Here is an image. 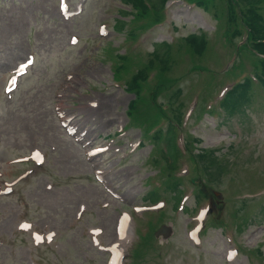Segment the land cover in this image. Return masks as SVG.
<instances>
[{
  "label": "rangeland",
  "instance_id": "1",
  "mask_svg": "<svg viewBox=\"0 0 264 264\" xmlns=\"http://www.w3.org/2000/svg\"><path fill=\"white\" fill-rule=\"evenodd\" d=\"M147 4L144 15L126 0H0V264H109L124 215L120 264H264V96L221 99L258 53L242 49L225 0L209 12ZM253 6L264 16V2ZM190 34L205 37L201 56L180 49ZM163 43L174 50L164 73L147 67ZM142 67L132 124L125 86ZM66 110L83 120L86 147L62 127ZM159 119L162 138L174 126L169 146L143 136ZM211 150L231 162L215 180L199 158ZM171 175L179 190H166Z\"/></svg>",
  "mask_w": 264,
  "mask_h": 264
},
{
  "label": "trees",
  "instance_id": "2",
  "mask_svg": "<svg viewBox=\"0 0 264 264\" xmlns=\"http://www.w3.org/2000/svg\"><path fill=\"white\" fill-rule=\"evenodd\" d=\"M130 5L132 4L134 6V9L143 12L144 15L148 12V0H126ZM167 0H161V4L163 5L164 2ZM186 2H193L194 5L198 7H203L205 8L208 12L212 11V9L216 8L215 7V2L216 0H182ZM227 3L226 10H227V22L228 23H234L236 21V18H239V20L242 21L245 29L244 31L240 34L241 37H244L243 43L241 44L242 49L245 51H256L258 53V62L256 60H252V69L253 72L249 73L247 70H243L240 74L241 76L238 78L239 83L237 85H234L225 95V98L230 97L240 91L238 95L245 96L242 100H248V96L250 100L252 97L250 96L253 91H257L256 96H253V99L256 98L258 95L264 96V16L261 14L259 15L253 4L257 2L259 4L260 2H264V0H225ZM242 5H244V9L242 10ZM237 9V12H236ZM163 13V11H162ZM143 15V16H144ZM164 15V14H163ZM218 17V16H217ZM217 19V18H216ZM156 22H161V15L159 12L156 14L155 19ZM138 26H143L145 23L143 20H139L137 22ZM234 26L235 24H231ZM133 36V34H130ZM240 37V38H241ZM185 41V43H184ZM183 44L180 46V49H185L187 48L188 51H190L192 54L201 56L207 46V42L205 40V37L201 34H190L187 37H185ZM173 48L170 44L163 43L161 45V50L156 49L153 50V52L150 54L151 58L148 60L147 67L150 70L154 69V64L158 63V65L161 68V72L164 73L169 69L167 66V58L173 54ZM190 54V53H189ZM117 58H120L122 61L126 60V54L117 56ZM172 62V59L169 58V63ZM118 64V62H116ZM250 65V64H249ZM120 67L123 69L122 64ZM147 67H142L140 69H137L135 73L131 75L129 80L127 81L126 84V89L127 91H132L135 95L134 99L130 101L126 115L128 117L129 123H132L136 121L134 112L138 110L137 105L138 100H139V94H140V85L145 83L147 79L149 78V69ZM246 66L244 65V68ZM119 69V68H116ZM244 74V75H243ZM243 79V80H242ZM253 82V84H252ZM179 90L177 92V95H179ZM252 99V100H253ZM242 100H233L232 103L228 105V109L230 112H232L235 109V105L237 102L242 101ZM153 104H156L153 102ZM160 105V104H157ZM161 106V105H160ZM178 116V115H177ZM175 119V118H174ZM177 120V119H176ZM158 124L153 125L150 124L147 128L146 131L144 132V135L146 134V137L152 138L153 141H155L157 144L169 146L172 141L174 140V134H170L171 131H173L174 126L170 125L169 122V130H168V135L162 138L160 136V132L162 133V128H160V124L162 122V119L158 120ZM180 122V116H178V123ZM189 143V142H188ZM190 144V143H189ZM160 156H162L164 163L169 165L167 161L163 157L162 151L160 152ZM159 156V157H160ZM185 156V155H184ZM184 156L182 159H184ZM187 156V155H186ZM199 158L204 162V168H214V172H209V177L212 180L219 179L221 175L219 173L224 172L225 166L231 164L230 161H228L224 156L223 158L225 159L226 163L224 160L220 159L219 157L215 156V152L213 150L206 152L202 151V153L199 155ZM156 159H153L152 161L156 163ZM153 163V164H154ZM170 166V165H169ZM176 176V175H175ZM174 175H171L169 177V183L166 185V190L172 191V189H177L179 190L180 188V178H178V181H175L176 177ZM178 182V183H176ZM158 192H150L149 193V199H152L154 201H158V197H156ZM205 198L204 196H200L197 194V198ZM260 254V253H258Z\"/></svg>",
  "mask_w": 264,
  "mask_h": 264
},
{
  "label": "bare ground",
  "instance_id": "3",
  "mask_svg": "<svg viewBox=\"0 0 264 264\" xmlns=\"http://www.w3.org/2000/svg\"><path fill=\"white\" fill-rule=\"evenodd\" d=\"M120 229L122 231L119 232L121 234L120 243L112 247V250L116 253H121L131 241L130 220L127 216L122 218V228L120 227ZM112 263H114V260L111 261Z\"/></svg>",
  "mask_w": 264,
  "mask_h": 264
}]
</instances>
